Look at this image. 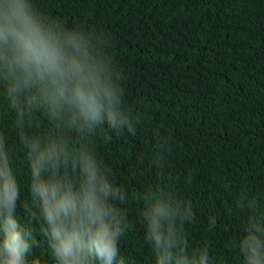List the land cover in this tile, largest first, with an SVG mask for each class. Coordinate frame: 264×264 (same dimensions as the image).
I'll return each instance as SVG.
<instances>
[{
    "label": "trees",
    "instance_id": "16d2710c",
    "mask_svg": "<svg viewBox=\"0 0 264 264\" xmlns=\"http://www.w3.org/2000/svg\"><path fill=\"white\" fill-rule=\"evenodd\" d=\"M34 3L111 41L126 105L137 117L136 135L93 141L114 179L133 191L163 182L193 209L184 225L189 249L207 244L211 264H242L225 245L240 229L236 193L264 198V0ZM5 126L0 114V131ZM15 167L24 182L19 150ZM138 207H127L120 255L125 264H153ZM29 230L40 241L38 225ZM36 251L46 255V244Z\"/></svg>",
    "mask_w": 264,
    "mask_h": 264
},
{
    "label": "clouds",
    "instance_id": "9594fccd",
    "mask_svg": "<svg viewBox=\"0 0 264 264\" xmlns=\"http://www.w3.org/2000/svg\"><path fill=\"white\" fill-rule=\"evenodd\" d=\"M111 46L34 0H0V264H125L119 241L129 230L130 203L139 205L153 264H211L207 244L189 249L188 202L163 182L131 190L97 153L98 136L136 135ZM233 203L240 229L225 247L235 248L242 264H264V198L242 189ZM40 242L46 255L36 251Z\"/></svg>",
    "mask_w": 264,
    "mask_h": 264
}]
</instances>
